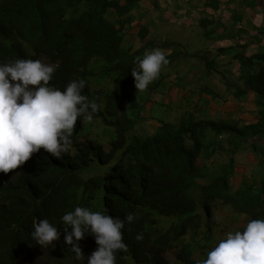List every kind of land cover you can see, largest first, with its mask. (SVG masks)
<instances>
[{
    "label": "trees",
    "instance_id": "16d2710c",
    "mask_svg": "<svg viewBox=\"0 0 264 264\" xmlns=\"http://www.w3.org/2000/svg\"><path fill=\"white\" fill-rule=\"evenodd\" d=\"M233 2L240 7L229 8L232 20H242L246 8H262L264 17V0L227 1ZM205 5L218 10L222 1L207 0ZM141 6L140 0H0V62L24 58L55 64L51 85L63 89L69 81L83 79V94L98 104L92 120L78 118L73 145L61 159L41 148L12 176L1 179L0 264H87L98 247L93 235L86 233L77 242L84 261L64 243L61 217L76 206L106 209L120 218L134 214L122 229L127 247L117 251L116 264H198L196 254H204L215 238L217 202L249 220L264 219V168L259 175L244 177L238 186L233 184L237 154L245 145L264 157V24L252 26L258 31L253 43L233 42L220 49L234 51L241 75L228 86L239 98L255 94L256 122L240 125L199 117V106L194 104L179 123L159 121L154 133L140 134L143 110L129 92L134 60L157 47L171 50L167 58L189 52L179 42L156 39L154 33L147 40L151 30L144 21L137 36L145 41L124 46L138 17L134 10ZM214 23L208 16L201 19L206 37L220 29L222 39H233L223 24ZM253 44L254 52L247 56ZM207 52L209 74L227 80L225 67ZM113 73L120 75L111 81L113 87L106 88L101 81L94 86V80ZM127 101L131 107L125 106ZM94 119H101L103 125L97 124L109 134L113 131L114 138L82 140ZM108 140L105 152L102 143ZM218 153L226 160L217 162ZM43 218L60 232L59 239L45 247L31 237L34 223ZM171 251H175L173 263L168 258Z\"/></svg>",
    "mask_w": 264,
    "mask_h": 264
},
{
    "label": "clouds",
    "instance_id": "9594fccd",
    "mask_svg": "<svg viewBox=\"0 0 264 264\" xmlns=\"http://www.w3.org/2000/svg\"><path fill=\"white\" fill-rule=\"evenodd\" d=\"M168 63L159 48L137 57L131 67L137 91L145 90ZM56 68L55 64L24 58L0 62V172L17 169L41 148L61 159L73 145L78 118L92 120L98 111V104L83 94V79L71 80L63 89L49 83ZM134 219L132 213L120 218L106 209L100 212L76 206L61 217L64 243L70 245L78 260L84 261L77 242L86 233L91 234L98 247L87 258V264H116L117 251L127 247L122 229ZM31 237L45 247L53 245L60 232L57 225L43 218L34 223ZM137 239L142 236L137 234ZM198 264H264V219H251L243 231L227 233Z\"/></svg>",
    "mask_w": 264,
    "mask_h": 264
},
{
    "label": "rangeland",
    "instance_id": "374dc122",
    "mask_svg": "<svg viewBox=\"0 0 264 264\" xmlns=\"http://www.w3.org/2000/svg\"><path fill=\"white\" fill-rule=\"evenodd\" d=\"M141 1L145 4H143L141 8H136V10H134L135 16L138 17L123 43L124 46L134 47V45L145 41L137 36V33L143 24V20H145L148 22V28L152 30V33L146 38L147 40L152 37L153 33L158 40H161L165 36V38H168L166 40L181 41L190 52L183 54V50L178 53V57L173 55L172 58H167L169 63L163 66L159 77L150 83L145 90L137 91L134 85V78L131 73L129 74L128 78L131 81L129 92L136 97L135 100L141 105L139 109L143 110L141 115L144 122H141L138 125L137 132H140V134H152L160 125L159 121L172 122L174 124L179 123L185 112H187L190 107H193L194 104L199 106V117L202 116L206 119L210 118L216 120H232L237 121L240 125L256 122L257 107L255 104V94L251 92L248 93L246 97L239 98L235 96L233 90L228 86V81L231 82L235 79L237 83V80H239V76L241 75L240 64L233 59L234 51L229 49L221 52L220 49L224 46L230 47L233 42L247 43L254 41L255 35L258 31L252 26L258 27L262 25V23L264 24L262 8H246V10H243L242 20L235 21L232 20L229 8L236 7L239 9V4L233 2V4L229 5L227 3L228 0H221V9L215 13L207 14V16L214 21L220 20L221 24L219 26H222L223 24V27H226L225 29L233 34V39H230L229 41L228 39H222L220 29H218V33L214 36L216 39L206 37L203 29L198 28L197 26L195 28L187 27L190 34H187L184 29L174 30L172 27L177 28V24L171 21L174 18H172V14L168 11L171 9L173 11L178 9L179 11L181 0ZM159 1L162 3V8L157 10V7H153L155 4H158ZM198 1L201 2L202 0ZM140 13L143 19L139 16ZM142 13L145 15L143 16ZM164 14H166L167 17L165 18L166 20L163 21H167L168 23L161 24V17H163ZM193 17L197 18L198 16L195 15ZM200 34L202 36L201 43H192L191 41L200 38ZM254 47L255 44L246 50L247 56L254 52ZM206 49L209 51L207 52L209 55L208 57H214L219 65L225 67L223 68V71L228 76L226 77L227 80H224L223 75H220L221 78L218 76L217 78L213 74H209V71L206 69V62L204 61V55H206L205 51H207ZM202 50H204V52H202ZM163 51L165 55H168L169 52H171L169 49ZM220 53H222V56H219ZM201 56L203 57L202 61ZM110 76H106L103 80H94V86H98L99 81H101L106 88L113 87L114 83L111 81L119 78L120 75L118 73H113ZM236 83H233L235 87L234 91H236ZM129 105L130 101H127L125 106L131 107ZM128 109L129 111L132 110V108ZM92 122L94 123L92 130L87 136H83L82 140H85L86 138L98 139L99 136L109 137V135L110 138H114L113 131H110L109 134L105 127L97 124L99 123L103 125L101 119H94ZM261 143H264V140H262ZM102 144L104 151L108 152L110 148L109 140L104 141ZM215 159L217 162H223L226 160L225 155L221 153H218ZM263 168L264 157H259L258 153H255L250 145H245L237 154L233 184H235L236 187L244 177L250 178L254 173L259 175L261 173L259 171ZM14 172L15 169L10 170L7 174L0 172V181L1 179H5L6 176H12ZM217 203L218 205L214 207V219L216 223L214 230L215 238L212 241L211 246L204 249V254L201 252L196 254L195 257L199 261L205 259L207 252L211 250L219 240L223 239L227 233H234L237 230L243 231L242 229L249 221V218L246 215L237 213L229 207L224 208L221 206L220 202ZM174 252L175 251H171L168 253V258L172 263L174 262ZM36 264H40V262L38 261Z\"/></svg>",
    "mask_w": 264,
    "mask_h": 264
},
{
    "label": "crops",
    "instance_id": "0c3cea01",
    "mask_svg": "<svg viewBox=\"0 0 264 264\" xmlns=\"http://www.w3.org/2000/svg\"><path fill=\"white\" fill-rule=\"evenodd\" d=\"M167 1V0H165ZM141 4H145L143 1H141ZM207 2V0H202L201 2L198 1V0H181V5H180V9L178 11V9H175L174 11L171 9L169 10L168 12L172 14V18H174L173 20H171L173 23H176L177 24V28L175 27H172L174 30L176 29H184L186 30V33L187 34H190L189 33V30H187V27L188 28H191V27H198V28H201V25H200V21L202 18H204V16H207V14H210V13H215L216 11L220 10H214L210 7H208L207 5H205V3ZM157 3V2H156ZM169 3V2H167ZM166 3V4H167ZM157 7L158 9L157 10H160L162 8V3L159 1L158 4H155V6L153 8ZM167 12V13H168ZM174 14V15H173ZM145 15V14H144ZM197 15L198 17L195 18L193 16ZM167 17L166 14L163 15V17H161L162 19V22L161 24H164V23H168L167 21H163V20H166L165 18ZM158 19V18H157ZM212 19V18H211ZM145 21V20H143ZM146 22V21H145ZM148 24V22H146ZM215 25L217 24H221V22L219 20H216ZM168 29V28H167ZM151 30V29H150ZM151 33H152V30H151ZM150 34V33H149ZM163 34V33H162ZM217 33H215L214 35H216ZM164 35V34H163ZM165 38V36L163 37ZM201 34H200V38L199 39H196V40H193L191 41L192 43H201ZM212 39H216L213 37H210ZM168 39V38H167ZM227 40V39H226ZM229 40V39H228ZM230 41V40H229ZM175 42H179L181 44H183L185 46L184 43H182L181 41H175ZM186 47V46H185ZM190 52V51H189ZM170 53V52H169ZM168 54V53H167ZM212 96V95H211ZM197 99V98H196ZM207 100V99H206ZM197 102H199L198 100H196ZM208 101V100H207ZM203 102V100H202ZM204 104V103H203ZM153 106V104H152Z\"/></svg>",
    "mask_w": 264,
    "mask_h": 264
}]
</instances>
